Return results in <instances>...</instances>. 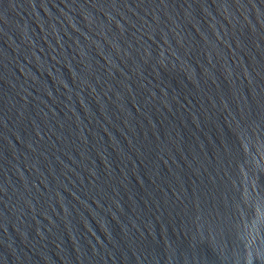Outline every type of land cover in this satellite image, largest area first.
<instances>
[{
  "label": "water",
  "instance_id": "water-1",
  "mask_svg": "<svg viewBox=\"0 0 264 264\" xmlns=\"http://www.w3.org/2000/svg\"><path fill=\"white\" fill-rule=\"evenodd\" d=\"M0 264H264V0H0Z\"/></svg>",
  "mask_w": 264,
  "mask_h": 264
}]
</instances>
